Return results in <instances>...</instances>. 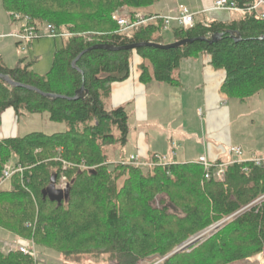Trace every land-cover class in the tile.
Wrapping results in <instances>:
<instances>
[{"label":"trees","instance_id":"obj_1","mask_svg":"<svg viewBox=\"0 0 264 264\" xmlns=\"http://www.w3.org/2000/svg\"><path fill=\"white\" fill-rule=\"evenodd\" d=\"M159 1L1 0L6 12L27 17L36 30L51 23L57 28L62 25L72 36L54 52L51 68L44 75L36 74L32 63L24 59L9 68L0 56V73L14 82L63 96L49 99L0 79V118L7 109L18 117L46 112L50 121L66 126L63 132L0 138V174L10 158L26 168L22 177L7 182L12 190L0 191V228L65 257L90 253L93 257L106 255L113 264H141L170 253L205 226L229 218L206 240L180 248L162 264H225L264 250V202L233 217L264 195V166L234 162L225 168L223 181L217 182L205 178L197 161L146 169L119 161L108 163L105 147L125 145L130 125L125 106L108 108L105 101L111 85L129 77L133 53L141 58L139 81L143 84L176 85L175 72L181 61L207 54L211 66L225 72L221 91L228 98L244 101L264 89V18L260 16L264 12L249 9L255 0H232L244 12L238 20L194 22L187 30L171 29L172 42L222 33L211 44L195 41L166 50L85 51L95 44H167L159 16L141 26L133 39L122 37L112 20L115 11L133 15ZM229 31L237 32L240 39L235 41ZM83 51L74 68L72 61ZM82 85L86 90L83 98L71 99ZM59 159L72 166L64 169ZM62 175L69 180L68 199L57 204L43 198V189ZM19 181L38 199V210ZM157 196L161 198L156 207ZM5 246L0 244V264H38Z\"/></svg>","mask_w":264,"mask_h":264},{"label":"rangeland","instance_id":"obj_2","mask_svg":"<svg viewBox=\"0 0 264 264\" xmlns=\"http://www.w3.org/2000/svg\"><path fill=\"white\" fill-rule=\"evenodd\" d=\"M149 8L150 7H146L142 11L146 13L148 12ZM2 20L5 23L8 22L7 13L4 10L0 0V21ZM60 27L64 29L62 25ZM44 30L45 27L43 26L40 32L41 37L31 40V43L27 45V50L25 52L19 49L21 53L20 55H22L20 59H24L26 63L31 62V69L39 75H44L50 70L54 52L62 47L66 39L65 37L60 36H47L44 34ZM166 33L167 32H164V35ZM168 35L169 34L167 33L166 36L168 37ZM82 36L84 39L91 40V38L87 37V35ZM169 88L170 87L164 83L153 82L151 85H149L147 90V119L138 123L135 122L132 117L129 119L131 131L128 134L127 143L125 145H118L117 143H114L105 147L108 163L117 162L122 158H127L131 152H135L137 146L135 141L138 138L139 132L144 133V143H146L149 147L150 153L148 154V157H150L155 152H158L160 155H164L169 150L170 141L172 138H177L175 139V142L182 145L180 142L182 137L180 136L181 138H178L176 136L175 129L179 127L184 120L190 129L196 130L198 119L193 117L192 112L188 113L189 117L187 118L181 117V109L178 104L179 102L176 101L174 95H170L165 91ZM226 106H228L230 113L229 129L232 141L231 145L233 147L237 146L242 150V159L244 160L249 159V157L253 154L264 155V89H261L258 91V93L252 95L250 98H247L244 101H239L233 97L229 98L226 100ZM196 109H198V107ZM15 123L17 125V132L15 133L16 136H23L30 132L51 134L63 132L66 129L64 123L50 121L46 112L31 114L25 113L24 115L20 116L18 121ZM166 139H169V143H167ZM193 140L195 142H199L200 144L202 143L201 137L199 136H193ZM197 148L198 146L195 144L191 152L195 154L197 152ZM176 152L179 155L181 149H177ZM197 155L198 153L196 154L195 160L198 159ZM176 159L178 160L179 158ZM8 162L15 163L13 158H10L7 162H5V164ZM15 164L17 165V163ZM20 166L23 168L22 172H18L14 176L22 177L24 175L26 168L23 165ZM141 167L146 169L149 166L146 165ZM216 181L221 182L223 181V178ZM7 182H5L3 185H0V191L13 189L10 188V185ZM19 183L21 189L24 188L25 191L30 192L28 188L24 186V184L22 185L20 181ZM31 196L35 203L36 210H38V199L35 197L33 192L31 193ZM261 196L263 195L258 196V198L255 200L259 199ZM160 198L161 196H157V198H155L154 206H158ZM253 202L252 204L250 203L249 205L242 207L233 215V217H237L253 206L261 205V203L264 202V197L256 203ZM170 210L173 212L176 210V212L181 213L180 210H174L173 207H170ZM229 221V218H224L213 222L196 231L186 240L178 244L170 253L162 257H154L149 261H143L141 264H162L166 257L176 253L180 248H187L193 243L198 244L203 242ZM8 234L9 232L7 230L0 228V244H2L3 247L8 245L11 249L17 239H25L15 236L13 240L12 238L8 237ZM34 248L37 254V260H35V262L38 264H113L111 261H109L106 255L93 257V255L90 253H75L70 257H65L61 253L45 246L35 244ZM225 264H264V250L255 253L254 255L248 256L244 260L228 262Z\"/></svg>","mask_w":264,"mask_h":264},{"label":"crops","instance_id":"obj_3","mask_svg":"<svg viewBox=\"0 0 264 264\" xmlns=\"http://www.w3.org/2000/svg\"><path fill=\"white\" fill-rule=\"evenodd\" d=\"M262 1L263 3L255 11L256 13L264 12V0ZM212 4L213 0H160L151 6L148 12H141L150 16L163 17L176 15L179 6H184L194 14L195 22H202L204 24L212 20L222 22L238 20L244 15V12L239 10L213 9ZM6 13L8 22L0 21V56L4 65L11 68L22 55H20L16 39L12 36L18 28L16 24L10 21L9 13ZM164 32L169 34L168 37L166 36L167 33L164 35ZM164 32L162 33L164 42H172L171 30ZM131 58L133 65L129 77L122 82H115L111 85L110 95L106 99V106L108 108L125 106L130 116L129 119L132 117L138 123L147 119V90L149 85L153 82H163L151 81L147 84L141 83L139 81L140 71L138 67L141 58L135 53L132 54ZM175 76L178 78V84L169 85L164 83L170 87L165 91L170 95H174L176 101L179 102L181 117L187 118L189 117L188 113L192 112L193 117L198 119V123L196 130H193L188 127V124L184 120L175 129L176 136L178 138L182 137L180 141L182 145L175 142L177 138L171 139L169 150L165 153L166 155L164 154L167 161L169 163H189L206 158L211 162L220 160L225 163L235 160L236 157L229 153V148L232 147L229 129L230 113L228 106H226V100L229 98L221 91L225 72L214 69L211 66L209 55L200 54L194 58L183 59L175 72ZM197 107L198 109H196ZM18 118L12 109H7L1 115L0 138L16 136L17 125L15 122L18 121ZM143 135L144 133L142 132L138 133V138L135 141L137 144L136 150L135 152H131L130 155H137L141 161H150L154 154L159 153L155 152L152 156L148 157L150 150L148 145L144 143ZM195 135L201 137V144L193 140V136ZM166 140L169 143V139ZM195 144L198 148L194 154L191 150ZM177 149H181L179 155L176 152ZM197 153L198 159L195 160ZM176 158H179V161ZM8 237L13 239L15 235L9 232Z\"/></svg>","mask_w":264,"mask_h":264},{"label":"built area","instance_id":"obj_4","mask_svg":"<svg viewBox=\"0 0 264 264\" xmlns=\"http://www.w3.org/2000/svg\"><path fill=\"white\" fill-rule=\"evenodd\" d=\"M263 3L262 0H255L254 3L249 7L250 10H256L259 5ZM213 9L218 10H239L234 1L232 0H213L212 4ZM11 21L16 24L18 30L12 34V36L16 39L18 48L21 51H25L27 45L31 43V40L34 38L41 37V29L36 30L33 26L28 24V18L24 17L23 19L18 14L10 15ZM264 18V14L260 15ZM163 20V30H171L173 27H179L184 30L190 29L194 26V14L189 11L188 8L184 6H179L178 13L176 15H167L161 17ZM157 19V16H150L143 14L141 11L135 12L133 15L125 10H118L112 14V20L118 25L119 34L126 39H133L134 33L138 31L141 26H145L149 23L154 22ZM44 30V34L47 36H60V37H71L72 34L65 31L62 28H57L51 23L46 24ZM43 34V35H44ZM229 153L233 154L236 158L230 162H222L220 164H216L215 162H211L206 158L200 159L199 162L205 171V178H214L216 180L222 179L225 168L234 163V162H250L258 167L264 166V155H252L249 159H242V150L239 147H230ZM119 162L124 164H135L138 166H154V165H166L169 164L165 155L156 154L150 161H141L137 155H130L126 159H121ZM64 168L67 166H72L71 163H68L62 160ZM213 169V170H212ZM23 168L20 165H16L15 163L8 162L2 168L0 174V185H3L5 182L9 181L15 174L18 172H22ZM68 179L65 175H62L57 182L55 183V187L59 189H66L68 187ZM264 197L261 196L259 199L255 200L253 203L258 202L260 199ZM34 242L28 239H17L12 248L17 250L18 252L28 255L34 260H37V254L34 248Z\"/></svg>","mask_w":264,"mask_h":264},{"label":"water","instance_id":"obj_5","mask_svg":"<svg viewBox=\"0 0 264 264\" xmlns=\"http://www.w3.org/2000/svg\"><path fill=\"white\" fill-rule=\"evenodd\" d=\"M229 35L235 40L238 41L240 39V36L237 32H233V31H229ZM222 36V33H214L212 35H210L209 37L206 36H198L195 38H184L181 40H177L174 42H170L167 44H156V43H152V42H132L123 46H114L112 44H95L91 47H89L87 50H92V49H103V50H108V51H117V50H133V49H137L140 47H154V48H158V49H170V48H178L180 46H183L185 44H191L195 41H204L207 42L209 44L218 41ZM81 52L73 61H72V66L74 68H76V61L77 59L85 52ZM0 79L3 80L6 84L10 85V86H14V87H22L31 91H36L42 95H44L45 97L49 98V99H53L56 97H63V96H58L55 94H50V93H42L40 92L38 89H36L35 87L29 86V85H25V84H21L18 82H14L8 75L6 74H2L0 73ZM86 90L84 88V86L82 85L76 92L74 97H72L71 99H77V98H83V96L85 95ZM69 186V185H68ZM42 196L43 198H47L52 202H56L57 204H60L62 201H65L68 199L69 196V190L68 187L66 189H59L55 187V181L50 182L45 189H43L42 191ZM184 248V247H183Z\"/></svg>","mask_w":264,"mask_h":264},{"label":"bare ground","instance_id":"obj_6","mask_svg":"<svg viewBox=\"0 0 264 264\" xmlns=\"http://www.w3.org/2000/svg\"><path fill=\"white\" fill-rule=\"evenodd\" d=\"M60 160V162H61V164H62V166H63V163H62V159H59ZM67 162V161H66ZM69 163V162H68ZM68 167V166H67ZM63 168H64V166H63ZM65 169V168H64Z\"/></svg>","mask_w":264,"mask_h":264}]
</instances>
